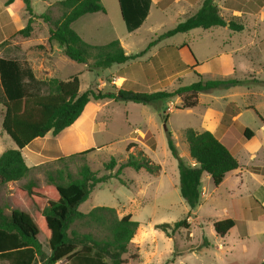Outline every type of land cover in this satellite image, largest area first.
Returning a JSON list of instances; mask_svg holds the SVG:
<instances>
[{
    "label": "rangeland",
    "instance_id": "374dc122",
    "mask_svg": "<svg viewBox=\"0 0 264 264\" xmlns=\"http://www.w3.org/2000/svg\"><path fill=\"white\" fill-rule=\"evenodd\" d=\"M7 1L0 0V57L30 59V63L36 67V77L50 79L41 73L46 61L41 52L45 50L44 55L50 56V46L48 48L43 44H46L50 34L49 28L54 27L64 14L59 4L64 0H31L32 31L28 37L19 34L31 17L26 12L24 0H15L9 6ZM101 1L105 13L76 21L73 29L79 33L86 28L90 44L105 45L119 40L128 54L136 55L148 48L156 39V34L159 36L185 22L205 0H167L169 6L166 9L159 7L160 0H152L149 18L133 32L127 28L118 0ZM213 2L227 21L235 20L243 24L244 30L234 32L229 27H215L177 34L163 39L143 57L126 64H114L107 69L93 68V61L77 63L61 53L55 56L59 70V78H56L67 80L78 75L81 93L97 88L104 92H118L122 88L138 93L172 92L180 86L199 81L195 72L204 81L238 80L245 84L201 93L198 95L199 104L192 109L179 110L182 106L180 97L147 105L130 101L102 103L98 128L94 132L96 144L101 148L85 157L53 162L45 169L32 170L29 176L20 181L0 185V207L7 214L19 209L34 218L37 208L27 194L20 193L21 187L28 181L44 187L48 183V171L54 174L62 171L65 181H68L78 176L83 164L89 165L100 177L115 174L129 153L137 156L142 151L161 166L159 173L125 169L121 175L124 185L114 178L100 184L80 207L85 214L99 206L114 208L118 218L130 214L134 221L140 223L130 252L123 257L125 264H167L170 259L174 260L170 264H264V205L261 204L264 200V144L253 159L242 156H246V150L257 142L264 143V0ZM184 43L188 44L201 63L199 68L165 80H150L145 71H141L143 66L140 63L149 61L159 47ZM180 54L182 60L191 65L193 57L189 50L184 48ZM120 77H125L126 81L120 80ZM251 108L256 109L262 119ZM90 110L91 107L87 109L86 116ZM240 112L235 122L234 117ZM3 115L4 107L0 103V156L6 150L15 148L14 141L2 129ZM245 127L255 132L256 142L244 138ZM188 128L198 133L212 128L216 137L230 147L242 171L229 173L227 180L219 187H215L211 177L205 174L200 202L195 210H191L181 197L178 161L169 149L167 136V132L173 135L184 162L192 164L184 135ZM148 132L156 141L155 149H151L144 140ZM130 143L137 147L126 152ZM34 147L39 149L41 145L35 143ZM48 154L45 151L42 156L47 157ZM25 155L29 157L27 151ZM112 157L116 159L117 166L109 172L104 166ZM35 158L34 162L41 159ZM228 218L234 219L236 226L221 237L214 231L213 224ZM184 219L188 220L190 229L180 228L171 238L156 228L159 224L173 225ZM74 229L99 238L107 235L106 229L84 221L77 222ZM38 238L46 256H49L51 251L47 239L42 233ZM0 264L10 263L2 260ZM33 264H46V260L38 257ZM57 264L70 263L61 261Z\"/></svg>",
    "mask_w": 264,
    "mask_h": 264
},
{
    "label": "trees",
    "instance_id": "16d2710c",
    "mask_svg": "<svg viewBox=\"0 0 264 264\" xmlns=\"http://www.w3.org/2000/svg\"><path fill=\"white\" fill-rule=\"evenodd\" d=\"M15 0H8L7 6ZM122 17L130 32L139 29L146 20L151 0H118ZM26 12L31 16L25 28L19 34L28 37L32 31L33 9L31 0H24ZM64 14L54 27L49 28L50 41H56L64 54L80 64L91 65L95 69H107L114 64H126L129 61L143 57L152 47L163 39L177 34L188 33L195 29H211L229 27L234 32L244 30V25L235 20L227 21L213 0H205L199 10L185 22L161 35L151 42L146 50L132 55L127 54L119 40H113L105 45L86 43L72 28V24L87 14L105 12L101 0H64L59 2ZM46 16H44L45 18ZM187 48L193 57L194 64H186L180 51ZM139 65V64H137ZM146 75L153 80H165L175 74L195 69L200 66L188 44L180 46L161 47L158 53L149 61L141 62ZM199 81L180 86L172 92L157 91L138 93L131 90L119 89L118 92H104L101 88L88 89L80 92L78 75L68 80L50 78L38 79L27 60H16L0 57V85L2 95L0 103L4 107L2 129L14 141L16 148L3 152L0 156V185L20 181L29 176L34 169H45L48 162L30 168L22 154V150L37 138L45 137L49 132L54 136L70 127L83 113L90 102L104 103L107 101H130L138 104H151L161 100L180 97L181 109H192L199 104L198 95L217 89H228L245 82L204 81L195 72ZM88 109V108H87ZM85 115L86 116V112ZM254 109V108H251ZM256 114L262 119L259 112ZM189 148V154L194 164L184 162L179 153L173 135L167 132L168 146L173 157L178 161L180 175V194L191 210H195L200 202L202 179L209 175L215 187H219L227 178L228 173L239 168V162L230 151V147L219 140L210 131L196 132L188 128L184 132ZM254 133L247 128L244 138L251 140ZM144 140L151 149L156 148V141L148 132ZM137 147L128 144L126 152ZM94 149L60 158L59 160L85 157ZM54 161V162H56ZM117 166L114 157L105 164L106 171H113ZM125 169L135 171L145 170L157 174L161 166L155 164L148 155L140 151L139 155L129 153L126 161L119 165L115 174L98 176L89 165L83 164L78 176L65 181L62 171L56 174L48 171V183L39 187L36 182L28 181L21 187L20 193L26 194L37 208L34 218L31 215L13 209L10 214L0 207V261L7 260L10 264H33L36 258H44L46 264H57L61 261L70 264H125L123 258L130 252V245L140 227L130 214L118 218L114 208L95 207L89 213L80 211V207L89 199L93 190L100 184L111 179H118L124 185L121 177ZM87 222L107 230L102 238L92 233H81L74 229L77 222ZM236 226L232 218L214 222L213 228L217 235L225 237ZM170 238L180 228L190 229L187 219L171 224L156 225ZM42 233L49 243L50 255L46 256L39 241ZM137 257V256H135ZM170 259L167 264L173 263ZM237 264V263H232Z\"/></svg>",
    "mask_w": 264,
    "mask_h": 264
},
{
    "label": "crops",
    "instance_id": "0c3cea01",
    "mask_svg": "<svg viewBox=\"0 0 264 264\" xmlns=\"http://www.w3.org/2000/svg\"><path fill=\"white\" fill-rule=\"evenodd\" d=\"M163 1L164 0H160L159 7L161 6L162 9H166L169 6V2L166 0V1H164L165 2L164 3ZM176 1L180 2L181 0H176ZM151 5H152V0H151ZM150 12L151 11H149V14H148L146 20L144 21V23L149 18ZM99 13H105V12L87 14V15L81 17L80 19H78L77 21H79V20H81V19H83V18H85L87 16H92V15H96V14H99ZM74 23H76V22H74ZM73 24H72V26H73ZM78 34L81 36V38L86 43L90 44L89 43L90 41L87 39L89 34H88V30L86 28H82V30ZM49 38H50V34L48 35V38L46 40V44H43V45L44 46L48 45V48L50 46L49 54L47 53L50 56L44 55L45 50H44V52H41V54L46 59V61L42 65L43 68L41 70V73L44 74L45 77L48 76L50 78H56V77L59 78V75L57 74V73H59V70H58L57 65H56L57 62H56L55 56L56 55H60L61 53L64 54V52H63V49L60 47V45L56 41H50ZM91 45H95V44L92 43ZM51 46L54 47L53 51H51ZM159 49H160V47L157 49V51L155 53H153L151 55V57L155 56L158 53ZM24 60H27L30 63V59H24ZM192 63H191V65H192ZM199 64L201 66L200 62H199ZM30 65L32 66V68L34 70V73L36 74V67H34V65H32L31 63H30ZM200 66H198V68ZM167 78L169 79V77H167ZM120 80L126 81V78L125 77H120ZM102 106H103L102 103H97V102L88 103L86 105L83 113L81 114V116L70 127H68L65 130H63L60 134H58L57 136H54L51 132H49L45 137L37 138L33 142H31L27 147H25L22 150V154H23V156L25 158V161H26L27 165L30 168H34V167H37L39 165H42V164H45V163H48V162H54L56 160H59L60 158L69 157L71 155H74V154H77V153H81V152H84V151H87V150L94 149L92 151L93 153H95V151H98L101 147L97 146V144H96V141H95V138H94V132L98 128V114L101 112ZM89 107H91V110L89 111V114L84 117L85 111ZM240 114H241V112L238 113V115L236 117H234V121L235 122L238 121V119L240 117ZM247 128L248 127H245V130ZM245 130H244V132H245ZM205 131H210L213 134L215 133L212 128L207 129ZM253 133H254V136H253V138L251 140H254L253 142H256L257 139H256V136H255V132L253 131ZM243 136H244V133H243ZM219 140H221V139H219ZM35 143H37L38 145H41V147L39 149H37L36 147L32 148L33 145H35ZM263 144L264 143H262L261 141L257 142L254 146L250 147V149L246 150V156L245 155H242V156L245 157V158L249 157L250 159H253L254 158L253 156L257 153V151L260 150L261 147H263ZM15 148H16V145H15ZM26 151L28 152L29 157H27L25 155ZM45 151L49 152L47 157H43L42 156L43 152H45ZM35 156L40 157V158L43 157V159L41 158L38 162H34V160L37 159V158H35ZM192 164H194V162ZM240 166H239V168L237 170H234V171L230 172V174L239 173L238 171L242 172L241 169H240L241 168ZM247 170H249V169L247 168ZM228 175H229V173H228ZM228 175H227V178H228ZM227 178L224 180V182L227 180ZM257 201L260 202L259 200H257ZM261 204L264 205V200L261 202Z\"/></svg>",
    "mask_w": 264,
    "mask_h": 264
}]
</instances>
